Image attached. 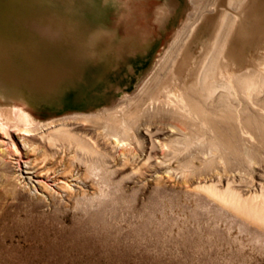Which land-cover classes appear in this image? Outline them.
Here are the masks:
<instances>
[{
    "label": "rangeland",
    "instance_id": "1",
    "mask_svg": "<svg viewBox=\"0 0 264 264\" xmlns=\"http://www.w3.org/2000/svg\"><path fill=\"white\" fill-rule=\"evenodd\" d=\"M263 9L264 0H0V102L57 121L45 131L64 123L106 155L0 133V264H264V222L199 187L264 191V90L235 100L241 115L263 114L244 136L250 160L231 125L220 141L204 134L216 106L194 107L187 136L206 138L203 152L171 147L185 135L171 113L141 115L197 87L217 49L221 75L210 81L264 72ZM136 111L129 151L105 148L115 118ZM12 139L19 151L6 154Z\"/></svg>",
    "mask_w": 264,
    "mask_h": 264
},
{
    "label": "bare ground",
    "instance_id": "2",
    "mask_svg": "<svg viewBox=\"0 0 264 264\" xmlns=\"http://www.w3.org/2000/svg\"><path fill=\"white\" fill-rule=\"evenodd\" d=\"M255 7L253 5V8ZM261 13H264V11ZM262 18H264V15ZM224 42L225 39H222V43L219 44L220 47L222 44H224ZM221 50H222L221 48L217 49L214 56L209 61L206 62V65L203 68V71L200 76V81L197 87L194 86L192 91H185V92L178 91L174 93L175 92L174 90L182 89L179 86L171 91V93H174V95L178 98V103L174 102V105L169 103L164 106H158L156 104L149 103L144 107V109H141V115L147 116V115H157L162 113L165 114L167 112L171 113L172 116L175 118L176 121L175 125L177 126V128L185 133L184 137H179V139L174 140L171 147L174 148L175 146L177 149L186 148V150L184 151H187L191 149L195 144H199L200 151L203 152L206 149L208 151L210 150L209 147L211 143L207 142L208 140H206V138L201 139V141L195 142L196 141V138H194L195 136L191 134L189 135V137L187 136L190 133L192 122L194 123L196 120L197 122H199V118H200V115H198L197 112L194 111V107H197L196 105H201L202 108L207 110V109H214V106H216L214 114L213 111L211 112L210 110H207V115L204 114L205 121H207L205 126L201 125L204 134H207L209 132L212 134V136L215 139L220 141V137H222V132L226 129V125H231L235 131L238 129V134H239L238 137L241 139V141H243V147L241 150L243 151L244 154L246 152L247 158L248 160H250L252 157L251 153L252 151H254L252 146L253 143L250 144L249 142H246L244 136L251 135V129L253 128V123H254L253 120L255 121V119H252V117L255 118L258 117L263 119V114L256 113V115L253 116V114L243 112V114L241 115L239 113V110L237 109V104L235 100L246 99V98L250 99L258 95L257 93L260 94V92L264 90V81H262L264 79H261L264 77V72L258 71L256 69L231 77L226 81H222L223 79H220L219 81H217V79L215 81H210L211 78L221 75L220 70L222 69V64H223V61L221 59L222 57H224L223 50H222L223 51L222 55L221 54L219 55ZM193 99H195L197 103H193L192 102ZM10 104L3 105V103L0 102V133H2V135H6L11 139L13 137L12 131H14V133L39 132L44 137H46L49 140V142L56 143L58 141L63 142L64 140L73 141L76 147L86 152L87 154L94 155L98 152V149L93 144L80 138L76 134L72 133L69 129L65 128L64 123L61 124L60 127L55 126L54 129L49 128L48 131H45L43 130L44 126L51 127L50 125L54 124L57 121H50L44 123L45 121L42 122L38 120L32 113H30V111L27 110V108L20 105H10ZM224 109L225 112L223 114H220ZM134 114L135 112H131L130 114L126 115V120L124 116H122L120 119L115 118L114 124L117 125L116 130H118V132L117 134L115 133L111 134L113 138L111 136L107 137V139L104 141V145L106 146L105 148L107 147L122 148V151L125 150L129 151V146L131 141H127V140L131 139L129 138V136H131L132 133L130 131V127L134 118H137V115H139L137 111H136V115ZM193 115H195L197 119H194ZM132 116L134 118L132 121L129 122L128 118ZM201 120H204V117L201 118ZM225 120H232V121L231 123H227V122L225 123ZM148 132H153V131H148ZM155 135L156 134L154 133H150V137H151L150 143L152 144V147L150 148H146L143 145L144 144L143 140L139 141L137 140L138 139L137 136L136 137L133 136L134 138H136L135 140L138 141V144L140 145V148L143 149V151H146L144 148L149 150L146 151L148 154L146 156L147 159L151 158V151L154 149ZM11 142L15 150L11 151L12 149H9L8 151H3L2 149V151L5 152L6 154L8 152L9 154H13L19 151V147L17 148L15 141L12 139ZM26 143L29 142L26 141ZM216 143L217 141L215 142V144ZM226 153L227 151L223 150V154L221 155V160H223V162H226V155H225ZM97 155H101L100 157H103L104 159L106 158V155L100 153V151L97 153ZM187 166H189L188 163H185L182 166L185 172L188 171ZM199 187L206 190L210 195L214 196L225 205H228L231 208L241 213H244L246 216L252 219H256L261 222H264V191H262V193L260 194H255L249 197H245L237 189H234L229 185L225 189H221L215 184H204Z\"/></svg>",
    "mask_w": 264,
    "mask_h": 264
}]
</instances>
